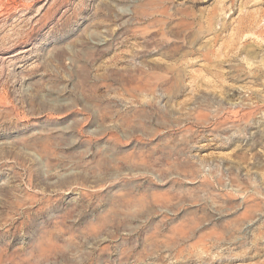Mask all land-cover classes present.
<instances>
[{
	"label": "rangeland",
	"instance_id": "obj_1",
	"mask_svg": "<svg viewBox=\"0 0 264 264\" xmlns=\"http://www.w3.org/2000/svg\"><path fill=\"white\" fill-rule=\"evenodd\" d=\"M0 264H264V0H0Z\"/></svg>",
	"mask_w": 264,
	"mask_h": 264
}]
</instances>
